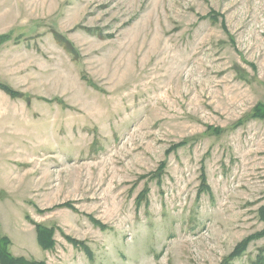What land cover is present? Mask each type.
Masks as SVG:
<instances>
[{
	"label": "rangeland",
	"instance_id": "obj_1",
	"mask_svg": "<svg viewBox=\"0 0 264 264\" xmlns=\"http://www.w3.org/2000/svg\"><path fill=\"white\" fill-rule=\"evenodd\" d=\"M1 33L0 82L28 95L0 90V235L12 255H264L262 236L226 260L263 228L264 116L252 112L264 104V0H0ZM36 223L54 227L53 249Z\"/></svg>",
	"mask_w": 264,
	"mask_h": 264
},
{
	"label": "trees",
	"instance_id": "obj_2",
	"mask_svg": "<svg viewBox=\"0 0 264 264\" xmlns=\"http://www.w3.org/2000/svg\"><path fill=\"white\" fill-rule=\"evenodd\" d=\"M212 12V11H210ZM10 38L9 33H1L0 34V47L1 45L6 42ZM0 90H2L4 93L8 94L10 97H24L25 99H28V95H25L19 91H16L9 85L0 82ZM264 116V104H256L253 108L252 117H263ZM181 143H178L180 145ZM62 206H68L71 208V204L66 202L61 204ZM58 206V205H57ZM258 215L263 222V228L255 232L253 234L248 235L245 237L241 242H239L232 250L230 254L226 256V260H231L235 256L240 255L246 248L247 244L257 237L264 236V206H261L258 209ZM36 227V239L38 244L43 248L47 250L53 249L55 245V239H54V227H46L41 224H35ZM72 243H76L75 240L69 238ZM79 243V242H78ZM9 244L10 240L5 235H0V264H45L44 261H36L33 259H27L23 256H14L9 251ZM253 264H264V255L259 253Z\"/></svg>",
	"mask_w": 264,
	"mask_h": 264
}]
</instances>
